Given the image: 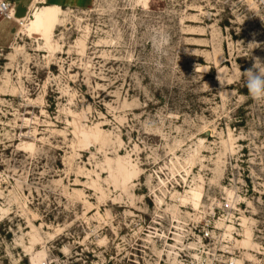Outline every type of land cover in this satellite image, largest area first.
<instances>
[{
	"label": "rangeland",
	"instance_id": "374dc122",
	"mask_svg": "<svg viewBox=\"0 0 264 264\" xmlns=\"http://www.w3.org/2000/svg\"><path fill=\"white\" fill-rule=\"evenodd\" d=\"M46 4L0 13V264H264V0H84L28 34Z\"/></svg>",
	"mask_w": 264,
	"mask_h": 264
},
{
	"label": "clouds",
	"instance_id": "9594fccd",
	"mask_svg": "<svg viewBox=\"0 0 264 264\" xmlns=\"http://www.w3.org/2000/svg\"><path fill=\"white\" fill-rule=\"evenodd\" d=\"M170 41V35L165 32H158L152 38L153 47L160 54H165ZM258 64L264 65L256 58L253 67L243 73L248 93L255 100L264 99V67H258Z\"/></svg>",
	"mask_w": 264,
	"mask_h": 264
},
{
	"label": "bare ground",
	"instance_id": "6f19581e",
	"mask_svg": "<svg viewBox=\"0 0 264 264\" xmlns=\"http://www.w3.org/2000/svg\"><path fill=\"white\" fill-rule=\"evenodd\" d=\"M60 11L61 10L57 6H47L36 13L35 18L31 19L29 24L25 27V31L28 34L41 32V34L46 37L57 25Z\"/></svg>",
	"mask_w": 264,
	"mask_h": 264
},
{
	"label": "crops",
	"instance_id": "0c3cea01",
	"mask_svg": "<svg viewBox=\"0 0 264 264\" xmlns=\"http://www.w3.org/2000/svg\"><path fill=\"white\" fill-rule=\"evenodd\" d=\"M14 9V15L12 18H4L2 23H6L7 25L15 24V22L22 21L25 19V17L29 16L30 14H33V12L38 9L39 4H46L47 0H9ZM49 5H56L59 6L60 4L64 3H72L77 4L81 3L84 0H48Z\"/></svg>",
	"mask_w": 264,
	"mask_h": 264
},
{
	"label": "built area",
	"instance_id": "2783aa9c",
	"mask_svg": "<svg viewBox=\"0 0 264 264\" xmlns=\"http://www.w3.org/2000/svg\"><path fill=\"white\" fill-rule=\"evenodd\" d=\"M0 13L4 15L5 18L13 17L14 9L12 3L9 0H0Z\"/></svg>",
	"mask_w": 264,
	"mask_h": 264
},
{
	"label": "trees",
	"instance_id": "16d2710c",
	"mask_svg": "<svg viewBox=\"0 0 264 264\" xmlns=\"http://www.w3.org/2000/svg\"><path fill=\"white\" fill-rule=\"evenodd\" d=\"M222 25V27H225V24H221Z\"/></svg>",
	"mask_w": 264,
	"mask_h": 264
}]
</instances>
